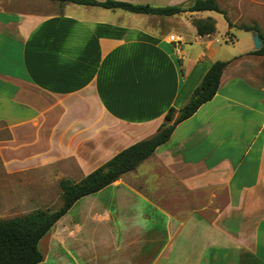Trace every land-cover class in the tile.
I'll return each instance as SVG.
<instances>
[{
  "label": "crops",
  "instance_id": "crops-1",
  "mask_svg": "<svg viewBox=\"0 0 264 264\" xmlns=\"http://www.w3.org/2000/svg\"><path fill=\"white\" fill-rule=\"evenodd\" d=\"M62 5L41 14L0 0V121L9 152L29 158L9 169L69 158L84 178L178 115L219 47L189 15L220 14ZM188 37L199 50L181 49ZM253 50L232 55L212 99L135 170L77 200L39 241L38 264H264V55Z\"/></svg>",
  "mask_w": 264,
  "mask_h": 264
},
{
  "label": "trees",
  "instance_id": "trees-1",
  "mask_svg": "<svg viewBox=\"0 0 264 264\" xmlns=\"http://www.w3.org/2000/svg\"><path fill=\"white\" fill-rule=\"evenodd\" d=\"M59 4L73 3L101 7L104 9H120L129 13L169 17L185 12L212 11L223 15L228 28L231 23L225 12L220 9L216 0H188L187 3L151 6L148 4H133L119 0H50ZM192 25L198 36L211 35L215 31V20L211 17L193 19ZM238 29L247 32H256L261 40V48L248 54L264 55V36L260 33L255 22L242 23ZM240 56L229 60H216L211 63L201 83L197 86L189 101L183 106L176 118H173L174 109L170 108L164 116V123L151 137L131 144L122 149L98 168L91 171L78 182L70 179H61L58 183L61 191V204L55 210L36 209L29 214L10 219H0V264H38L43 260L39 249V241L51 229L56 221L62 217L70 207L80 198L98 192L110 185L120 176L135 168L149 158L155 149L165 143L174 127L189 118L202 104L211 100L215 95L219 79L223 70ZM169 123V124H167Z\"/></svg>",
  "mask_w": 264,
  "mask_h": 264
},
{
  "label": "rangeland",
  "instance_id": "rangeland-1",
  "mask_svg": "<svg viewBox=\"0 0 264 264\" xmlns=\"http://www.w3.org/2000/svg\"><path fill=\"white\" fill-rule=\"evenodd\" d=\"M32 11L43 14H51L61 11L63 7L55 1L50 0H25ZM220 9L225 12L227 20L232 27L228 28L223 15H218L217 24L215 21L214 37L219 47L213 48L217 60H229L232 55L244 52L249 47H253L252 36L246 31H239L238 26L242 23L249 24L253 19H257V26L264 36V0H216ZM188 2V0H187ZM185 2V3H187ZM130 14V13H128ZM198 16V15H196ZM157 17V16H156ZM189 20L204 19L189 15ZM222 17V18H221ZM221 18V19H220ZM170 23V22H169ZM178 23L176 21L175 25ZM145 24L159 27L165 30L168 23L158 19H149ZM212 48V47H210ZM182 50H199L191 39L186 38ZM173 115H175L173 113ZM176 118V116H173ZM260 120V117L258 121ZM169 124V123H167ZM11 138L9 129L0 121V219H10L29 214L36 209L55 210L61 204V191L59 181L70 179L77 181L82 178V171H77L73 159L64 158L55 161L47 168L39 169L36 166L26 168L9 169V161L17 159L23 161L27 158L22 151L14 152V149L7 148V140ZM29 160V158H27ZM34 161L33 157H30ZM37 160V159H36ZM30 164V163H29ZM29 166V165H28ZM121 177V176H120ZM163 188V186H159ZM164 193H168V188H164ZM103 201L100 202L102 204Z\"/></svg>",
  "mask_w": 264,
  "mask_h": 264
},
{
  "label": "water",
  "instance_id": "water-1",
  "mask_svg": "<svg viewBox=\"0 0 264 264\" xmlns=\"http://www.w3.org/2000/svg\"><path fill=\"white\" fill-rule=\"evenodd\" d=\"M252 43L254 50H259L261 48V40L256 32H252Z\"/></svg>",
  "mask_w": 264,
  "mask_h": 264
},
{
  "label": "built area",
  "instance_id": "built-area-1",
  "mask_svg": "<svg viewBox=\"0 0 264 264\" xmlns=\"http://www.w3.org/2000/svg\"><path fill=\"white\" fill-rule=\"evenodd\" d=\"M168 42H173V43H175L177 45L180 42V39L178 37H175L173 35H170L168 37Z\"/></svg>",
  "mask_w": 264,
  "mask_h": 264
}]
</instances>
